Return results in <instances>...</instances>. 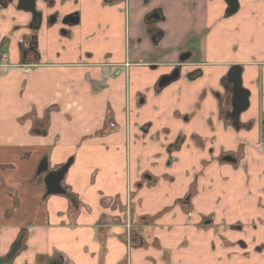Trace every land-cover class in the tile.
<instances>
[{"label": "crops", "instance_id": "1", "mask_svg": "<svg viewBox=\"0 0 264 264\" xmlns=\"http://www.w3.org/2000/svg\"><path fill=\"white\" fill-rule=\"evenodd\" d=\"M37 8L38 55L23 61L32 14L0 7V55L38 64H0V257L24 236L11 264H264V0L233 15L225 0ZM236 65L251 92L238 119L225 86ZM44 159L72 160L67 195L47 194Z\"/></svg>", "mask_w": 264, "mask_h": 264}, {"label": "water", "instance_id": "2", "mask_svg": "<svg viewBox=\"0 0 264 264\" xmlns=\"http://www.w3.org/2000/svg\"><path fill=\"white\" fill-rule=\"evenodd\" d=\"M7 1H12V0H0L1 3L5 2V4L7 3ZM36 1L37 0H19L18 8L23 9L27 12H31L34 18L36 17V15H39V17L41 18L42 13L37 11ZM225 1L228 4L227 14L228 15L235 14L239 9V0H225ZM76 17L78 18L76 14H72L68 16L70 21L78 23L79 19L74 20V18ZM190 56H191L190 52H185L181 54L180 59L182 62H185ZM180 71H181L180 67H177L172 73L162 76L158 82L159 89H163L173 81L177 80L181 75ZM225 86L226 89H228L232 94V110L229 112V116H231L234 119H238L241 113L249 108L250 105L249 97L251 94L250 90H248L243 86V81L241 77V68L238 65L234 66L231 72L229 73ZM223 161L235 162L236 159L229 154L223 158ZM71 164H72V160H69L61 167L50 169L49 162L47 159L41 161L36 174L37 175L45 174L44 180L48 195L67 194V190L63 186V180ZM146 178H149V175L146 176ZM209 222L210 221H208V223ZM23 240H24V236L19 237V239L13 244L10 252L5 257H0V264L12 263V261L17 256L18 252L22 247Z\"/></svg>", "mask_w": 264, "mask_h": 264}, {"label": "flooded vegetation", "instance_id": "3", "mask_svg": "<svg viewBox=\"0 0 264 264\" xmlns=\"http://www.w3.org/2000/svg\"><path fill=\"white\" fill-rule=\"evenodd\" d=\"M18 1L19 0L7 1L6 4H5V2L4 3H1L0 2V7L8 8L9 5H11L12 3L16 2L17 3V8H18ZM37 1H36V9H37L38 12H41L42 15H41V18L39 17V15H36V17L34 18L33 17V14L31 12H29V13L32 14V21L29 22V25L28 26L33 31V33L30 36H25L24 35V37L21 38V41L20 42H21V50H22V56H23V59L22 60L23 61H27L26 58H24V57H27V55H28L29 52H33V53H35V54L38 55V45H39V43H38L37 31L40 30V28H41V25L43 23V16H44V14H43V11L42 10H39L37 8ZM50 4H52V3H50ZM19 10L25 11L23 9H19ZM70 15H72V14H70ZM68 16L69 15H66L65 17L61 18V17H59L56 14H52V15H50V22H52L53 24H56L57 22H62L64 25L77 24V23H75L73 21H70V19L68 18ZM76 19H79V18H77V17L74 18V20H76ZM62 33L65 36L69 35V32H68V30L66 28H62ZM0 59H1L0 60V64L1 65L2 64H5V66H8L9 68L10 67H13V66H17L18 68H21V70L26 71V72H28V70H31V69L34 70L35 68L38 67L37 66L38 64L27 63V62H23V63L20 62L17 65H12V64L9 65L8 61L10 59V55H9V53L7 51L1 53ZM146 176H148V175H145V178H146ZM63 186H64V184H63ZM140 186H141V184L139 185V187ZM66 190H67V188H66ZM188 201H190V197H187V199H186L185 202H188ZM131 220L133 221L134 219L131 218Z\"/></svg>", "mask_w": 264, "mask_h": 264}, {"label": "rangeland", "instance_id": "4", "mask_svg": "<svg viewBox=\"0 0 264 264\" xmlns=\"http://www.w3.org/2000/svg\"><path fill=\"white\" fill-rule=\"evenodd\" d=\"M148 92L150 91V88H147L146 89ZM148 92H145L146 94H147V99H146V103L144 104V105H142V106H144L145 108H144V113H147V115H148V117L149 118H151V119H153V105H154V103H153V93H151V94H149ZM220 186H223L222 184H219L218 185V187H220ZM238 188V187H237ZM237 188L236 189H234L233 191H231V192H234V191H236L237 190ZM237 214L238 215H241V212H237ZM243 217L244 216H242V217H240V218H242L243 219ZM242 221H244V220H242ZM240 227H243L242 225H239ZM234 227V226H233ZM232 228V227H231ZM237 228V227H236ZM243 233L244 232H249L246 228H242V230H241ZM263 246H264V244H263ZM243 250H245V249H243ZM253 251H255V248H254V250ZM256 252V251H255ZM253 253V252H252ZM241 254H243L245 257H248V256H251V253L250 252H247L246 254H244V252H241Z\"/></svg>", "mask_w": 264, "mask_h": 264}, {"label": "built area", "instance_id": "5", "mask_svg": "<svg viewBox=\"0 0 264 264\" xmlns=\"http://www.w3.org/2000/svg\"><path fill=\"white\" fill-rule=\"evenodd\" d=\"M262 147L264 148V139H263V142H262Z\"/></svg>", "mask_w": 264, "mask_h": 264}]
</instances>
